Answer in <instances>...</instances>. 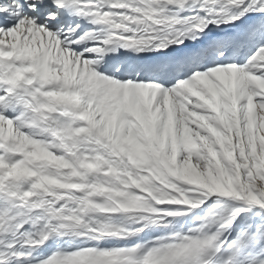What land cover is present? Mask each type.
I'll return each mask as SVG.
<instances>
[{
  "label": "snow or ice",
  "instance_id": "6c2138e0",
  "mask_svg": "<svg viewBox=\"0 0 264 264\" xmlns=\"http://www.w3.org/2000/svg\"><path fill=\"white\" fill-rule=\"evenodd\" d=\"M0 264H264V0H0Z\"/></svg>",
  "mask_w": 264,
  "mask_h": 264
}]
</instances>
